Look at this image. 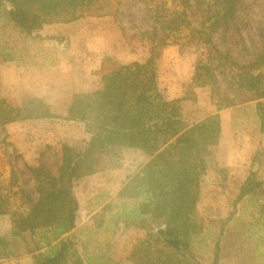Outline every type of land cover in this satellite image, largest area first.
Returning <instances> with one entry per match:
<instances>
[{"label": "trees", "instance_id": "1", "mask_svg": "<svg viewBox=\"0 0 264 264\" xmlns=\"http://www.w3.org/2000/svg\"><path fill=\"white\" fill-rule=\"evenodd\" d=\"M132 1L134 6H144L142 26L136 11L129 12V22L131 29L150 41L149 58L121 65L103 75L101 87L73 95L64 118L84 126L89 135L85 146L65 145L62 154L55 156L43 151L36 166L25 164L22 170L30 176L20 188L19 202L0 180V217L10 216L14 228L11 240L0 237V256L31 254L34 264H110L102 256L89 258L87 263L73 256L74 243L65 235L77 225L80 206L73 191L75 181L97 172L102 156L129 147L150 156L119 193L120 198L136 202L124 204L116 216L146 230L144 241L128 257L129 264H203L194 243L201 229L199 188L220 142L221 119L212 113L188 123L183 106L187 96H166L159 85L157 58L175 39L197 46L192 82L210 87L218 111L256 102L264 134V29L258 39L251 38L253 57L242 62L230 45L244 22L241 12L247 0ZM113 11L114 0H0V55L5 61L14 60L11 53L2 51L5 20L31 36L46 24L104 17ZM184 28L190 29L186 35ZM58 117L41 98L13 105L0 96L3 128L18 120ZM257 162H264V145L239 186L235 210L246 196L264 198ZM25 186L36 194L35 201ZM221 236L222 232L211 264H221Z\"/></svg>", "mask_w": 264, "mask_h": 264}, {"label": "rangeland", "instance_id": "2", "mask_svg": "<svg viewBox=\"0 0 264 264\" xmlns=\"http://www.w3.org/2000/svg\"><path fill=\"white\" fill-rule=\"evenodd\" d=\"M247 1L241 12L244 22L239 24L238 37L230 45L234 56L242 62L251 60V38L258 39L264 29V0ZM130 11H136L142 26L144 6H134L132 0H114V11L107 16L46 24L31 36L3 21L2 51L11 53L14 60L5 61L0 55V96L13 105L38 97L60 115L18 120L4 128L0 125V180L17 202L23 181L30 176L22 170L25 164L36 166L43 151L55 156L62 154L65 145L76 149L85 146L89 135L84 126L64 118L73 95L101 87L103 75L121 65L146 62L149 58L150 41L141 31L130 28ZM189 30L184 28L182 34ZM175 40L158 55L159 85L170 99L187 96L186 119L193 123L217 107L210 87L192 82L198 47ZM256 105L250 102L222 109L221 140L199 188L201 229L194 243L203 264L212 263L221 232V264H264V198L246 197L236 210L233 205L239 186L249 175L258 151L255 152L257 141L259 148L264 144L259 136ZM149 160L150 156L141 149L119 148L114 154L101 157L97 172L75 181L73 191L80 206L77 225L65 235L74 243L73 256L81 257L85 263L89 258L102 256L110 264H129L128 257L140 247L146 230L116 216L124 204L136 202L120 198L119 193ZM255 170L264 180V162H257ZM26 189L35 201L37 196L31 187L25 186ZM13 230L10 216H1L0 237L11 240ZM0 264H34V256H0Z\"/></svg>", "mask_w": 264, "mask_h": 264}, {"label": "crops", "instance_id": "3", "mask_svg": "<svg viewBox=\"0 0 264 264\" xmlns=\"http://www.w3.org/2000/svg\"><path fill=\"white\" fill-rule=\"evenodd\" d=\"M185 102H187V101L185 100V101L183 102V106H184V118H185V120L187 121V119H186V113H187L186 110H187V108H186V104H185ZM222 112H223L222 110H221V111L215 110V111H212L210 114H212V113H218V114L220 115V119H221V121H222V122H221V125H222L221 127L224 129V124H223L224 121L222 120V118H223V117H222ZM196 121H198V120H196ZM221 135H222V132H221ZM259 136H260V139H262V140L264 141V134L260 132ZM220 140H221V137H220ZM249 140L252 141V138H249ZM259 144H260L259 141H257V146H256V150H255V152L258 150V148H259V147H258ZM263 145H264V144H263ZM253 152H254V151H253ZM250 154L252 155V153H250ZM245 155H246V154H245ZM249 158H250V157H249ZM247 159H248V154H247V158H246V156H245V160H243V164L247 162ZM244 181H245V180H244ZM244 181H243V182H244ZM243 182H242V183H243ZM242 183H241V184H242ZM246 197H253V195H249V196H246ZM246 197H244L243 199H245ZM243 199H242V200H243ZM241 231H242V230H239V232H241ZM241 237H243L242 234H241Z\"/></svg>", "mask_w": 264, "mask_h": 264}]
</instances>
